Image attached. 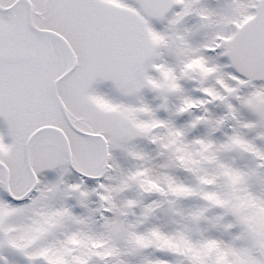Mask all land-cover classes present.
Returning <instances> with one entry per match:
<instances>
[{
	"label": "snow or ice",
	"instance_id": "6c2138e0",
	"mask_svg": "<svg viewBox=\"0 0 264 264\" xmlns=\"http://www.w3.org/2000/svg\"><path fill=\"white\" fill-rule=\"evenodd\" d=\"M0 264H264V0H0Z\"/></svg>",
	"mask_w": 264,
	"mask_h": 264
}]
</instances>
